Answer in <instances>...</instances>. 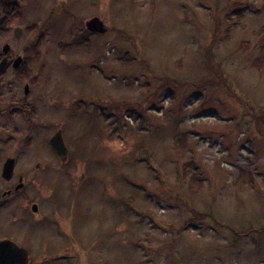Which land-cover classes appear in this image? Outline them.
Returning <instances> with one entry per match:
<instances>
[{
    "label": "rangeland",
    "instance_id": "374dc122",
    "mask_svg": "<svg viewBox=\"0 0 264 264\" xmlns=\"http://www.w3.org/2000/svg\"><path fill=\"white\" fill-rule=\"evenodd\" d=\"M13 1L0 54L29 74L0 73V170L9 156L27 171L49 228L0 220V239L29 264H264V0ZM40 118L59 125L70 176L33 172L52 160Z\"/></svg>",
    "mask_w": 264,
    "mask_h": 264
},
{
    "label": "flooded vegetation",
    "instance_id": "af4514ba",
    "mask_svg": "<svg viewBox=\"0 0 264 264\" xmlns=\"http://www.w3.org/2000/svg\"><path fill=\"white\" fill-rule=\"evenodd\" d=\"M89 34L90 33H88V35ZM17 57H21V62H20L21 64L23 61V57H24L23 55L18 54L14 57H8L6 55L7 63H6L5 69L7 70L12 69L13 71H16L17 68L13 69L12 63L14 59ZM18 67H20V65ZM79 105H80V102L77 100L72 102L71 103L72 110H77L79 108ZM14 110H16V108L11 109V111H14ZM45 119L46 118H40L39 122H36V124L34 125L37 127L40 126L41 128L55 129V131L51 135L53 136L56 132L59 131L62 137V131L60 130L57 122L56 121H44ZM51 135L47 138L46 145L52 155V160H35V159H39L38 158L39 156H33V159H34L32 161V165L34 168L33 172L36 174L39 173L42 177H45L48 179L52 176L55 177L56 175L70 176L69 168L72 164V160H71L72 157H71L70 151L68 147L66 146V143L62 137L64 146L67 151H66V155L64 158L57 157L49 146V139L52 137ZM8 158L9 156L4 157L2 161L5 162V160ZM4 162L3 163L1 162L2 163L1 170H2ZM17 163L18 162H15L14 160L11 178L8 181L2 180L3 182L1 185V189H0V220L5 221L11 226H14L17 228H19L20 224H22L23 226L27 225L29 226L30 229L35 228L36 226H39L40 230L38 231L37 236L38 238H42L43 233L49 228L48 226L49 223L47 222L48 212H46L43 209V207L41 206V203L34 201V195L25 193L26 188L24 187L25 184L23 182V179L26 177L27 171L23 172L22 173L23 175L17 176L15 173V167ZM28 166L29 164L28 162H26L25 167L23 168H26ZM37 169H41V170L36 171ZM1 170H0V177H1ZM54 191L55 190L51 188V192L45 197L46 201H49L50 207H52L50 200H53L54 193L56 192ZM23 199H25L26 201L24 206L20 204L21 200ZM33 206H34V209H33ZM25 234H23L24 238H26ZM0 240H10L14 242L15 244H17L19 247L26 249L28 251V256H29V261H30L32 250H30L28 247L19 245L16 242V240L10 237L9 238L4 237L3 239H0Z\"/></svg>",
    "mask_w": 264,
    "mask_h": 264
},
{
    "label": "water",
    "instance_id": "95a60500",
    "mask_svg": "<svg viewBox=\"0 0 264 264\" xmlns=\"http://www.w3.org/2000/svg\"><path fill=\"white\" fill-rule=\"evenodd\" d=\"M85 30L92 34H104L106 29L103 27V23L98 18H92L85 23ZM13 37L18 39L21 34L20 28H14L12 30ZM9 46L7 44L3 45L1 48V53L4 57L0 60V73L5 69L7 60L6 54L8 53ZM21 57L14 59L12 63V68L16 69L20 65ZM28 94V85L23 86V95ZM49 146L53 153L57 157L64 158L66 155V148L64 146L61 133L56 132L49 139ZM14 160L8 158L5 160L2 170L1 179L8 181L12 176ZM34 209V206H33ZM0 264H28V251L10 240H0Z\"/></svg>",
    "mask_w": 264,
    "mask_h": 264
},
{
    "label": "trees",
    "instance_id": "16d2710c",
    "mask_svg": "<svg viewBox=\"0 0 264 264\" xmlns=\"http://www.w3.org/2000/svg\"><path fill=\"white\" fill-rule=\"evenodd\" d=\"M234 13L239 15V11L232 12V14ZM19 15H20V10L18 8V5L13 0H0V32L6 31L10 27L12 21L15 18H17ZM262 31L264 32V27L262 28ZM79 41H81V38L78 36L74 40V42H79ZM262 41L264 43V38ZM37 45L38 43L36 42L30 47V49L35 50ZM2 56L3 55L0 54V59L2 58ZM263 61H264V46H261L260 56L257 59L256 67H259ZM25 65H26V60L23 59L22 63L20 64V67H18L15 71V73L17 74L16 76L17 78H23L24 76H26L25 73L29 74V70L25 69ZM24 107H25L24 104H20L17 109L20 110L21 112H24L25 111ZM185 169H189L188 171L190 173V176L188 178V183L190 184V187L193 190L197 191L202 186V182H203L202 174L194 167L188 168L186 166ZM249 181H250L249 183L252 182L251 187H254L252 178H250Z\"/></svg>",
    "mask_w": 264,
    "mask_h": 264
}]
</instances>
